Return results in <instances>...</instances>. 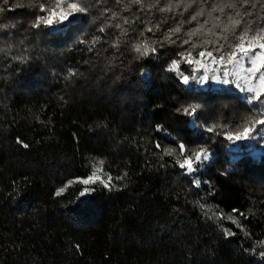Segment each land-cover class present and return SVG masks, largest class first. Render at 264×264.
<instances>
[{
    "label": "trees",
    "instance_id": "16d2710c",
    "mask_svg": "<svg viewBox=\"0 0 264 264\" xmlns=\"http://www.w3.org/2000/svg\"><path fill=\"white\" fill-rule=\"evenodd\" d=\"M166 3L161 0L159 7ZM256 3L254 15L264 16V0ZM106 4L117 7L114 0ZM200 6L197 0L187 11L181 6L161 13L131 5L121 12L140 18L135 31L121 37L125 42L166 18L154 34L144 32L163 40L169 26L185 21L173 37L176 43L165 41L156 54L141 59L128 43L119 50L111 46L119 30L100 32L105 21L94 19L95 10L63 30L29 28L31 9L0 14V22L16 25L7 36L0 31V264H264L244 251L264 240V151L253 152L264 139L257 136L236 150L223 135L242 130L256 115L253 106L234 88H203L197 81L186 86L167 71L178 53L191 48L182 44L186 33L208 18L203 5L205 15L186 22ZM210 27L212 22L205 29ZM215 32L191 41H215L220 29ZM95 37L100 40L92 46ZM229 43L235 40L229 37ZM202 50L196 48L193 56L199 58ZM21 54L23 62L12 58ZM181 69L191 72L188 64ZM70 70L77 74L69 77ZM192 103L201 105L198 124L227 126L217 128L220 135L194 129L192 118L177 111ZM180 140L209 148L210 159L197 174L200 188L181 174L174 157L161 158L156 148ZM97 160L104 161L114 189L90 185L96 190L78 200L84 186L74 184L55 195L69 179L87 177ZM196 201L208 206L209 216L222 211L237 217L250 235L228 220L205 216ZM222 227L235 235L225 238Z\"/></svg>",
    "mask_w": 264,
    "mask_h": 264
},
{
    "label": "snow or ice",
    "instance_id": "6c2138e0",
    "mask_svg": "<svg viewBox=\"0 0 264 264\" xmlns=\"http://www.w3.org/2000/svg\"><path fill=\"white\" fill-rule=\"evenodd\" d=\"M161 0H153V2L145 5V0H114V5L117 6L115 10L112 5L106 4V0H0V14H3L6 10L13 9H31V15L33 19L29 23L28 27L31 29H60L76 26L80 17L87 15L93 10L98 13V17L103 18L105 21L99 28L100 32H104L105 28H115L119 30V34L116 36L112 43V47L119 50L121 43H128L131 46V51L136 53V59L146 58L157 53V45L163 47L164 42L176 43L173 39L174 36L181 33L183 23L181 21L177 26H169L163 36V40H151L144 36V32L155 33L160 30L161 23H166V18L152 26H146L138 33V37L134 42L122 41L121 37L129 35L130 31H135L132 27L136 20L127 16H122L121 12L129 11L131 5L139 6V11L151 10L155 8L161 13L172 12L174 9H178L183 6L184 11H187L193 4L197 3V0H167V3L163 7H159ZM201 5L194 14L191 15V19L186 21L198 20L199 17L205 15V8L203 5H208L207 19L199 27L189 30L186 33L187 39L182 41V44H190L191 48L184 52L178 53L180 59L172 60L167 71L175 73L179 83L190 86V81H197L199 83H207L209 78L216 81L218 84H236L242 92L250 93L245 97L246 102L253 106V110L256 115L248 120L243 126L242 130L227 131L223 135L226 140L236 144V142L255 140L257 136L264 139V127L257 128V125L264 126V16L254 15L253 10L257 7L256 0H199ZM123 7L120 8L119 6ZM4 6H7L4 7ZM261 11L264 12V4L261 5ZM213 13L223 14L224 20H221L219 15L213 16ZM114 22V23H113ZM212 22V27L205 29V26ZM140 23L145 21L140 20ZM151 24V21H148ZM127 25V27H125ZM14 23L0 22V31H4L5 35L9 34V30L15 28ZM215 29H220L218 39L215 41L211 39H204L200 43H192L191 37L199 36L202 33L205 36H216ZM229 37L235 40V43H229ZM100 37H95L90 43L94 46L98 43ZM224 41V43H221ZM207 45H213L212 50L207 49ZM227 46V51L225 47ZM198 47H204L205 50L199 51L197 57L193 56V51ZM91 51V48H89ZM0 51L4 49L0 48ZM27 49H25V52ZM214 52L219 55H214ZM15 60L23 62L26 59L24 54L12 57ZM207 58L208 63L204 60ZM188 64L191 68L190 74H185V71L181 69V64ZM211 65H217V67H209ZM193 65L195 67H193ZM209 73L211 76L209 77ZM75 71H69V77L75 76ZM232 77V79H229ZM201 108L200 104L192 103L187 106H181L177 108L178 112H182L184 115L191 117V123L193 128H203L208 133H215L220 135L221 132H217V128H226V125H203L198 124L199 119L198 110ZM157 131H166L162 126L157 127ZM253 132L256 135H253ZM212 139V137H209ZM17 143L22 144L24 148H28L29 145L23 143L19 138ZM175 146L163 147L160 143H156V148L161 149L159 155L161 158L164 156L174 157L175 164L183 170L182 175L190 177L191 184L195 188H200L201 180L197 175L205 166V162L210 159V151L207 146L194 145L190 146L182 140L174 141ZM239 148V145H238ZM161 167H164L162 164ZM91 173L85 177H76L69 179L61 187L57 188L55 195H63L69 187L74 184H80L84 187L79 191L77 199L86 197L94 192L96 189L90 187V185L101 184L105 189L112 190L116 187L113 183V177L110 174L104 172V161L97 160L91 165ZM126 176L127 173H124ZM116 180L123 179L122 176L115 178ZM205 183H207L205 181ZM17 195H20L18 192ZM199 207L204 210V215L209 216L210 209L207 205L196 201ZM233 212H238L237 209H233ZM239 216H244V213H239ZM209 218L220 220H228L246 236L250 234L246 231L237 217L231 214H224L221 212H212ZM246 218V217H245ZM221 230L224 233L225 238L234 236L230 228L222 227ZM79 246H77L78 248ZM264 249V240L255 241L251 249H244L245 252L259 257L264 260V250L257 251V249Z\"/></svg>",
    "mask_w": 264,
    "mask_h": 264
},
{
    "label": "rangeland",
    "instance_id": "374dc122",
    "mask_svg": "<svg viewBox=\"0 0 264 264\" xmlns=\"http://www.w3.org/2000/svg\"><path fill=\"white\" fill-rule=\"evenodd\" d=\"M204 62L208 63L207 58H205ZM193 67H195V66L193 65ZM209 67L210 68L211 67H217V65L209 64ZM210 76H211V73H209V77ZM229 79H232V77H229ZM202 85H203V88L212 87L214 89H219V90H225V89H229V88H234L237 91L242 92L239 88H237L236 84L222 85V84L216 83V81L212 80L211 78H209L207 83H203ZM242 93L245 94L246 96L250 95V93H246V92H242ZM250 143H251V141L236 142V144H233L232 148L238 150L242 145H246V144H250ZM238 145H239V148H238ZM263 151H264V145L260 149H254L253 150V152H256V153H261ZM249 152L252 153V149H250Z\"/></svg>",
    "mask_w": 264,
    "mask_h": 264
}]
</instances>
